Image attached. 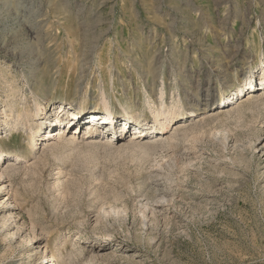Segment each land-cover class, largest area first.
I'll list each match as a JSON object with an SVG mask.
<instances>
[{
  "label": "rangeland",
  "instance_id": "rangeland-1",
  "mask_svg": "<svg viewBox=\"0 0 264 264\" xmlns=\"http://www.w3.org/2000/svg\"><path fill=\"white\" fill-rule=\"evenodd\" d=\"M237 47L251 69L205 92ZM157 58V91L179 107L190 87L201 103L178 136L170 127L137 147L133 127H113L123 106L140 131L155 123L146 71ZM252 74L256 90L238 92ZM263 76L264 0H0V152L15 155L0 161L18 168L0 179V212L13 217L0 220V264H264ZM39 83L52 89L49 115L66 107L61 120L71 104L117 111L77 112L66 133L79 138L49 148L44 132L65 127L30 116ZM94 119L109 141L84 139Z\"/></svg>",
  "mask_w": 264,
  "mask_h": 264
},
{
  "label": "bare ground",
  "instance_id": "bare-ground-1",
  "mask_svg": "<svg viewBox=\"0 0 264 264\" xmlns=\"http://www.w3.org/2000/svg\"><path fill=\"white\" fill-rule=\"evenodd\" d=\"M65 17V16H63ZM62 17V18H63ZM68 18V17H67ZM69 19V18H68ZM61 21V20H60ZM59 21V22H60ZM63 23V22H62ZM139 42V41H138ZM97 44V43H96ZM233 51V52H232ZM229 53L232 55H228V57H224L223 59L221 58L220 62V70L217 73V76L214 77L213 71H210L208 74V79L206 80V82L204 83V87H205V92H212L213 91V86L214 84L217 82H222V85L226 88H228V90L232 89V73L235 75L236 72H238V67L240 65L243 66H248V70L251 69V61L249 57L246 56H241L240 54V48H234L233 50L230 49ZM240 56V57H239ZM229 57L231 59H229ZM225 60H229L227 61V63L225 62ZM151 61V60H150ZM229 63V66H228ZM232 64V65H231ZM159 69V60L158 58L155 59V63L154 65L151 67V70H147L146 73L147 75H149V77H151L150 79H148V81H146L149 85V97L146 100V105L148 106V108L150 109V111L153 113V118L155 119V123L150 126V125H146V128L142 131H140V127L138 126V122L140 119V116H137V111L129 108V106H123L122 109L119 111V113H122V118L117 122V125L115 127H113V130L117 133V130L120 128L121 129V125L122 122L124 123H128L127 126L124 127V130H126L127 128H129V130L132 129V127L134 128L133 130H135V133L131 135L129 141L130 145L133 146H141V142H145V143H152L154 141H162V137H164V135L168 132V129L171 127H176V131H174V136H178L179 133L182 131V127L185 123L190 122L192 117L197 115V108L199 107L201 102H198L201 97L199 98V96L196 94V96L193 98L191 97V95L189 94V90L190 87H186L187 90L184 93V102L185 104L182 106H177L176 103V99L174 94L176 92H169L168 90H161V91H157L156 89V84H157V71ZM229 69H233L232 72H230ZM51 74V73H50ZM49 74V75H50ZM40 76H42V78L46 77V75H48L46 70H42L39 74ZM50 77V76H49ZM255 74H252L248 79L246 84L238 89V92H241L243 89H245L247 86H250L249 88H252L253 90H256L258 83L257 80L255 82ZM263 79L262 82H260L259 84L263 85L264 84V76L260 79V81ZM51 87V86H50ZM50 87H48L47 85H44V83L42 84H38L37 86L33 87V92L36 96V98H39L37 101V105H36V110L34 113H32L30 116L33 118L35 116H44V118L41 119V121H46V127L47 130L51 129L53 127H57V126H62L65 127L64 130L63 129H59L55 131H49V132H44V134L41 136L46 144V146L50 145L49 148H51V144L53 143L52 140L58 139V143L59 142H68L70 140H77L79 138V136L76 135H70L71 133H66V129L68 126L72 125L75 123V119H78V114L77 112H80L82 115H86V116H90L92 117V115H95V117H97L95 114V112H97L100 109H105L108 111L109 115H113L117 110L116 108L111 104L110 101H108L107 99L103 100L102 105L100 104H95L91 107L89 106H83L80 105L78 107H75L73 109V104L70 105L71 110H74L75 113H71L69 117L61 120V114L64 112H66V107H64L63 105H60L59 107L55 108L54 113H52L51 115H49V112H47V100H48V94L50 93V91L52 90ZM201 87V83L198 84V90ZM179 92V91H177ZM188 92V94H187ZM214 92V91H213ZM238 92H236L232 98H230L231 101H233V99L237 96H239ZM251 93H254L251 92ZM250 94V93H249ZM172 95V97H171ZM206 96V95H205ZM198 101H197V100ZM240 99V98H239ZM171 101V103L169 104L168 101ZM203 100V97H202ZM229 102V101H228ZM225 103V100H224ZM227 103V102H226ZM223 104V102L221 103ZM55 105V104H54ZM63 110V112H61ZM61 112V113H60ZM60 113V114H59ZM5 114V118H4V124H5V128H11V123H10V119L9 116ZM90 114V115H89ZM67 114H63V117H65ZM20 115L18 114V117ZM85 116V117H86ZM83 118L82 120H87V118ZM20 118V117H19ZM73 118V119H72ZM82 120H78V125L81 124ZM89 127H88V131L87 133L90 134L88 137H85V140H90V139H98L101 138L102 136H104V139L107 141H109L110 135H108V129L105 131V127H103V124H101L100 122L98 123V119H94L91 122H89ZM105 124V123H104ZM113 123L111 122L110 125H112ZM44 124H42V122L39 125V133L42 132ZM97 130H102V133L99 134L98 132H96ZM83 133V131L81 132ZM98 133V135H97ZM47 135V136H46ZM70 136V137H69ZM52 138V139H51ZM120 138V137H119ZM118 138V139H119ZM50 139V140H49ZM156 143V142H154ZM58 145V144H57ZM152 145V144H151ZM146 146L147 145H143ZM33 147V146H32ZM5 155L6 157H15L14 154H10V153H1L0 152V158H2V156ZM16 158H20V156H16ZM6 165V167H5ZM18 168L16 166H9V164L7 165V161L3 162L2 159L0 161V179L2 178H7L8 176L11 177L13 174L17 173ZM7 198L0 200V206H4L6 203L2 202L5 201ZM7 202H9V200H7ZM11 212L4 214L3 212H0V220L3 223V227L6 226V224L8 222H10L12 220L13 217H11ZM46 258H48V256H45ZM46 264H51V262L48 260V262Z\"/></svg>",
  "mask_w": 264,
  "mask_h": 264
}]
</instances>
